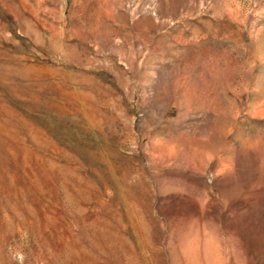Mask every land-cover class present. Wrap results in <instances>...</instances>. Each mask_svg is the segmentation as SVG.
I'll list each match as a JSON object with an SVG mask.
<instances>
[{
  "label": "rangeland",
  "instance_id": "1",
  "mask_svg": "<svg viewBox=\"0 0 264 264\" xmlns=\"http://www.w3.org/2000/svg\"><path fill=\"white\" fill-rule=\"evenodd\" d=\"M0 264H264V0H0Z\"/></svg>",
  "mask_w": 264,
  "mask_h": 264
}]
</instances>
